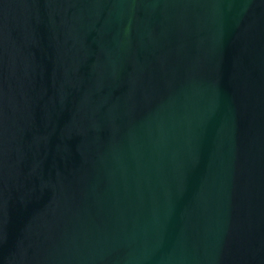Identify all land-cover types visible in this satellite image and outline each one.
<instances>
[{
  "label": "water",
  "instance_id": "water-1",
  "mask_svg": "<svg viewBox=\"0 0 264 264\" xmlns=\"http://www.w3.org/2000/svg\"><path fill=\"white\" fill-rule=\"evenodd\" d=\"M0 264H264V0H0Z\"/></svg>",
  "mask_w": 264,
  "mask_h": 264
}]
</instances>
